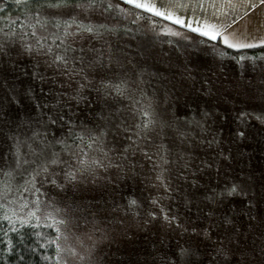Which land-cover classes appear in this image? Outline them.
<instances>
[{"label": "rangeland", "instance_id": "obj_1", "mask_svg": "<svg viewBox=\"0 0 264 264\" xmlns=\"http://www.w3.org/2000/svg\"><path fill=\"white\" fill-rule=\"evenodd\" d=\"M8 1L12 3L0 7V28L4 30L0 32V43L4 44L0 51V77L14 76L23 78V81L28 74H36L40 88L56 92L55 102H66L73 108L104 97L95 91L91 83L77 94L78 83L84 82L80 76L69 78L58 70L57 65L49 66L48 56L37 54L35 50L29 53L24 49L26 43L35 45V38L30 35L31 29L21 26L29 17L34 22L37 13L41 18L56 16L67 19L74 16L83 24H90L97 29L95 35L84 34L83 37H77L73 44L76 49L83 47L85 50L86 61L83 67L89 80L99 81L107 71L99 64L88 65L87 61L96 56H102L105 64L111 61L113 69L127 72L132 79L139 75L140 89L152 98L153 108L159 117L171 124L161 136L153 135L151 144L146 146L153 156L151 160L140 151L130 152L127 159L119 157L117 152L127 141L123 139V132L113 136L115 127L108 124L106 128L111 132L108 140L117 149L111 155L120 163V167L77 172L75 179H72L67 173L79 165L68 153L61 159L64 163L50 166L48 173L39 176L48 179L51 169L58 167L61 170L66 167L68 170L64 182L76 191V200L71 199L72 204L80 205L77 199L86 205L91 204L89 209L83 203L84 208L89 209L88 216H78L76 222L73 215L69 217L72 231L78 233L85 243L87 251H81L92 257L93 264H160L154 263L149 255H144V260L136 261L134 248L141 245L145 248L146 244H150V236L154 235L167 241L174 240L171 237L172 231L177 230L176 224H183L175 222L172 216L164 213L174 182L170 173L172 167L179 170V180L183 177V181L190 182L192 177L188 173L193 174V171L189 168L202 166L211 160L217 165V174L221 175L227 170V179L245 186L249 193L252 186L258 184L256 180L264 179V122L256 118L264 115V52L250 51L241 56H233L209 44L189 42L179 29L134 12V8L121 5L115 0H111L114 7L107 11L104 10L106 5L99 4L86 11L75 7L53 10L44 6L43 0ZM116 5L124 11H119ZM13 21L16 23L13 24ZM9 26L15 30V36L4 35ZM37 31L39 35H47L55 30L49 26L46 30ZM24 32L29 35L24 36ZM171 32L179 35H171ZM48 43L51 44V41ZM53 51L58 49L53 46ZM70 55L78 56L81 53L77 51ZM107 74L112 76L111 71H107ZM92 92H95L94 96L89 94ZM0 94H3L2 89ZM137 95H140L139 91ZM73 96L76 99H72ZM118 99L117 103L124 109V113L121 114L116 108L113 119L118 123L125 121L126 126L134 124L138 116L132 114L127 100ZM144 102H148L146 98ZM191 112L195 113L193 116H198V120L192 124L187 121L192 116ZM242 113L250 115L242 119ZM200 114L205 117L200 119ZM233 117L240 121L246 120L248 126L259 131L252 132L248 126L244 128L242 125V128L249 131L240 135V126L236 131L232 128L233 124L237 125ZM99 118L88 120V123H99ZM160 144L164 147H157ZM211 146L213 153L209 157ZM85 151L89 156L98 155L88 149ZM130 178L145 189L148 196L145 204L147 210L143 214L134 215L104 209L108 204L102 205V196L104 198L107 194L108 198H112L113 194L118 193L119 186L128 184ZM42 203L47 204V198ZM54 206L50 204V207ZM238 224L241 225L240 222ZM242 231L243 227L239 230L237 228V235L240 233L243 236ZM192 232L193 235L189 234L187 240L193 238L197 246L200 234L197 230ZM235 244L229 251L232 252V263L229 264H264L261 258L264 256L262 247H249L239 253L238 245ZM242 259L244 263H241ZM73 264H89V261H76Z\"/></svg>", "mask_w": 264, "mask_h": 264}, {"label": "trees", "instance_id": "obj_2", "mask_svg": "<svg viewBox=\"0 0 264 264\" xmlns=\"http://www.w3.org/2000/svg\"><path fill=\"white\" fill-rule=\"evenodd\" d=\"M11 3L8 0H0V7ZM209 45L218 46L216 49L224 52V54L241 56L245 53L243 50L234 51L222 49L220 45L216 44ZM253 51L260 53L264 52V49ZM35 75L28 74L23 81V78L19 79L14 76H10V78L0 77V89L3 90V94H0V113L3 114L0 115V154L8 153L9 137L13 131L17 130L18 125H22L29 118H31L33 123L42 118L46 119L45 113L51 115L56 111L57 102H55L54 97L56 92L51 93L48 88H40L41 86H38L40 85V80ZM94 93L89 94L94 96ZM118 98L120 97L104 96L93 99L91 104H79L75 108L69 106L66 102H60L59 110L63 112L65 119L70 118L77 125L83 122L90 128L103 127L109 135L111 132L107 130L106 126L109 124L114 127L118 123L112 117L114 111L116 108L117 111H121V114L124 111V109L120 108V104L117 103ZM44 104H47L48 107L41 108L37 106ZM190 114L192 116L187 120L188 123H195L198 120V116H193L195 114L193 112ZM95 117H100L99 123H88V120L94 121ZM204 117V114H202V117L200 114V119ZM233 118L235 119L234 123H237V125L233 124L232 128L234 127L233 130H235L240 126L239 131L242 130L240 134H244L249 130L252 132L259 131L253 130L250 125L248 126L249 122L246 120L244 122L240 121L239 118ZM242 125H244V128L248 126L249 130L242 128ZM20 131L28 130L27 128H21ZM66 132L67 129L62 124L53 125L49 130V139L63 138ZM69 143L72 142L69 141ZM54 150L60 153V159L69 153L61 151L59 145H56ZM212 153L211 146L209 157L212 156ZM4 163L6 166L7 162L5 161ZM203 164L197 167L193 165L194 167L189 168L193 171V174L191 172L188 173V176L192 177L190 182L183 181V177L179 180L178 177L181 176L179 170L174 167L170 169L174 182L170 198L168 197L169 200L167 198L168 204L165 206L164 213L175 218V222L183 224H176L175 229L177 230L172 231L171 237L174 240L167 241L154 235V237L150 236V244H146L145 248L142 245L135 246L134 259L136 261L144 260V255H149L153 258L152 261L154 263L165 264V259L171 258L178 246L183 245L186 247L190 246L191 251L194 253L191 257V264H205L212 248L220 242H223L222 247L228 254L223 257H217L219 264L232 263V252L230 253L229 251L235 243V245H238L237 250L240 251L239 253H243L249 247L250 249L262 247V254H264V179L256 180L255 182L258 184L252 186L249 193L245 186L238 182L232 183L227 179V170L221 175L217 174L216 163L208 160ZM30 168L31 165L27 166L26 169H21L16 174L12 185L13 192L10 196V199H14L16 203L8 204L5 201L6 207L0 209V264H56V245L49 243V241L55 240L58 235L56 227H59L63 232L67 227H71L70 215H73L72 218L76 222L78 216L81 218L83 215L88 216L89 213L91 204L86 205L83 202L89 208L88 210L84 208L85 206L79 199L77 200L80 205L72 204L71 199L76 200V197H74L76 196V191L72 189L71 185L64 182L65 173L68 170L66 167L61 170L58 167L51 169L50 175L47 176L48 179L43 177V175L41 177L38 176L35 180V189H38V192L32 188L31 184H24V179L27 177V172ZM182 168L184 169L185 167L182 166ZM42 178H45V181H42ZM127 183L121 184L118 193L113 194L112 198L115 201L112 198H108L107 194L104 198L102 196V205L106 206L108 204V207H104V209L118 210L134 215L143 214L147 210L145 204L148 198L147 194H145V189L142 185H138V182L134 183L132 178ZM259 183H262V185H259ZM232 185H238L240 191L245 193V195H241L239 192L231 196L227 195L226 189ZM24 187L28 190L24 191ZM220 193L225 194L220 195ZM77 197L80 198L79 196ZM45 198H47V204L42 203ZM119 200H121L120 203H118ZM130 200H135L137 202L136 206L129 207ZM37 201L39 202V211H36ZM24 203L28 207L21 208L20 205ZM51 203L55 205L53 208L50 207ZM249 203L251 206H248ZM48 208L51 209L49 210ZM56 209H59V211H55ZM31 211H36L37 217L40 218L39 222L36 219H31L27 225L21 227L19 221L27 219L26 213ZM47 211L52 212L56 219H65L66 224L56 225L52 219H45ZM5 212L16 221L14 225L15 231L12 230L13 225L4 219ZM13 212H15V215H13ZM226 218H230L232 223L226 224ZM37 224L38 226H33ZM49 224L53 226L49 227ZM242 227L244 238L240 233L237 235V228L239 230ZM193 230H197L200 234L197 246L194 245L193 238L187 240L190 237L188 236L189 234L193 235ZM246 235H248L247 238ZM60 243H63V241ZM140 243L142 242L140 241ZM263 257L261 256L262 259H264ZM255 260L257 261L256 257ZM235 263H237V259ZM241 263H244V259L241 260Z\"/></svg>", "mask_w": 264, "mask_h": 264}, {"label": "snow or ice", "instance_id": "obj_3", "mask_svg": "<svg viewBox=\"0 0 264 264\" xmlns=\"http://www.w3.org/2000/svg\"><path fill=\"white\" fill-rule=\"evenodd\" d=\"M19 2V0H17ZM125 4L131 5L135 9H140L144 12L150 13L152 16L163 17L164 19L171 20L172 23L179 24L184 27V21L171 10L165 12L161 11L154 0H123ZM176 7H182L179 5V0H174ZM173 0H170V4ZM105 6L104 10H111L114 6L111 0H43V5L53 9L59 10L67 7H75L82 10H89L96 7V5ZM259 4L264 5V0H259ZM87 6V7H85ZM119 11L123 12L124 9H119V6H115ZM233 8H237L236 4L232 5ZM239 7L250 8L251 0H239ZM139 18V17H138ZM33 18L29 17V20L22 22V27L31 29L30 35L35 38V45L25 44V51L31 53L35 50L37 54L43 53L50 59L47 61L49 66L57 65L58 70L65 74L67 77L72 78L74 76H80L82 83H78L77 94L79 90L84 89L87 84L91 83L95 91L104 95L105 97H120L128 101V107L131 109L134 116H138L136 122L132 125L126 126L125 121H121L114 125L115 132L113 136H117L123 132V139L127 143L123 144L119 151L114 145H111L108 140V132L103 128H90L81 122L77 125L70 118L65 119V115L59 110L60 102L57 101L56 111L53 114L45 113L46 119L42 118L37 120L35 123L29 118L24 121L22 125L17 126V130L13 131L9 137L10 145L7 154H0V209L6 207L5 201L8 204H14L16 201L10 199L11 193L13 192V182L16 178L17 172L21 169H26L27 166L31 165L30 170L27 172V177L24 179V184H31L32 188L35 189V180L42 173H48L50 166H59L64 163L60 159V153L54 150L56 145H59L61 151H67L75 160V163L79 165L78 168L74 169L67 174L75 179L77 172H87L96 168H107V167H120V163L112 157L113 152H117L119 157L127 159V155L130 152L140 151L149 160L153 159L151 153L147 151V145L151 144L153 135L161 136L166 127H170L171 124L168 121L163 120L156 113L152 105V98L147 97V94L140 89L141 80L139 75L136 79H132L128 76V73L122 70L113 69L112 62L109 61L107 64L104 63L102 56H96L93 60L87 61L89 66L99 64L102 68L112 72V76H108L107 71L99 81H90L83 65L85 64L86 57L84 55V48L81 47L79 50L73 47L77 37H83L84 34L95 35L97 29L92 25H86L78 21L74 16L64 19L63 17H43L41 18L39 13L36 14L34 22ZM16 22L13 21V24ZM51 26L55 31L48 32L47 35H39L37 29L46 30ZM227 26H230L227 25ZM257 28H264V19L256 22ZM193 32H199L201 36H205L210 40H216L218 37L222 38L223 43L228 48L244 49V48H255L257 46H264V36H261L258 41L253 40L251 42H233L228 36L217 30L216 25H205L203 30L196 27H192L191 24L187 25ZM4 30L0 28V32ZM6 37L15 36V30L9 26L8 32H4ZM24 36H28V32L23 33ZM171 35H179L176 32H171ZM51 41V44L48 43ZM55 46L58 51H53ZM4 48V44L0 43V51ZM79 51L81 55H70V53H76ZM243 59V57H241ZM81 65V67H77ZM62 66V68L60 67ZM42 79V77H41ZM140 95H137V92ZM145 98L147 103L144 102ZM72 99H76L73 96ZM18 103V101H16ZM38 107H48L47 104L37 105ZM0 115H3L0 113ZM250 115L249 113H242L241 118H245ZM257 119L264 122V115L256 117ZM56 124H62L66 129V135L63 138L49 139L50 127ZM21 128H27L28 131H20ZM30 133V134H29ZM240 135H243L241 133ZM87 137V139H86ZM71 141L72 143H69ZM143 142V144H142ZM83 145V146H81ZM157 147L163 148V144ZM88 149L90 152H95L97 156H89ZM7 162L5 166L4 162ZM71 167V165H70ZM160 179V177H157ZM19 190V189H17ZM24 191L28 189L23 188ZM37 192L38 189H35ZM245 195L241 192L238 185H232L226 189V194L231 196L236 193ZM225 193H220L224 195ZM214 198V197H213ZM37 210L39 211V202L37 201ZM135 200L129 201V207L136 206ZM248 206H251L250 203ZM21 208H26V203L20 205ZM36 211L26 213L27 219H21L19 221L20 226L24 227L29 223L31 219H36L39 222V217L36 215ZM55 211H59L56 209ZM15 215V212H13ZM4 219L8 220L13 225L12 230L15 231L14 227L16 221L13 220L12 216L8 215L7 212L4 214ZM45 219H52L56 225L66 224L65 219H56L52 212L45 214ZM167 219V217H166ZM175 219V218H171ZM226 224H231L230 218L225 219ZM38 226L37 225H33ZM52 227V224L48 225ZM58 233L55 240L49 241V243L56 245L57 258L56 264H73V262L89 261V264H93L92 257L85 255L81 249L87 251L84 241L80 235L73 232L71 227H67L63 232L59 227H56ZM207 231V230H206ZM91 238V237H89ZM63 241V243H60ZM223 242L216 244L210 253L208 254L207 264H219L217 257L226 256L228 253L222 247ZM198 251V250H197ZM194 253L191 251L190 246H178L177 250L172 254L171 258L165 259V264H191V257Z\"/></svg>", "mask_w": 264, "mask_h": 264}, {"label": "crops", "instance_id": "obj_4", "mask_svg": "<svg viewBox=\"0 0 264 264\" xmlns=\"http://www.w3.org/2000/svg\"><path fill=\"white\" fill-rule=\"evenodd\" d=\"M115 1L125 6L123 0ZM154 2L161 11L167 12L171 10L175 15L179 16L184 21L185 26L181 27L179 24L172 23L171 20L152 16L150 13L140 9L134 8V12L144 14L152 20L154 19L164 23V25L179 29L187 36L186 38H188L189 42L216 44L220 45L222 49L243 50L244 52L264 49V46L244 49L228 48L223 43L222 38L218 37L216 40H210L205 36H201L199 32H193L187 27V25L191 24L192 27L203 30L205 25L214 24L217 30L228 36L233 42L258 41L261 36H264V28H257L256 26V22L264 19V5L259 4V0H251V7L247 9L239 7V0H179V5L182 7H176L174 0L172 4H170V0H154ZM233 4H236L237 8H233ZM129 7L133 8L131 5ZM229 24L230 26H227Z\"/></svg>", "mask_w": 264, "mask_h": 264}]
</instances>
